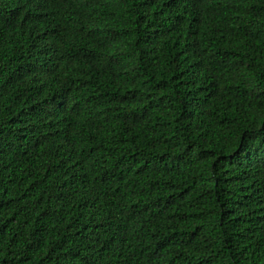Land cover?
I'll return each mask as SVG.
<instances>
[{"label":"trees","instance_id":"16d2710c","mask_svg":"<svg viewBox=\"0 0 264 264\" xmlns=\"http://www.w3.org/2000/svg\"><path fill=\"white\" fill-rule=\"evenodd\" d=\"M0 264H264V0H0Z\"/></svg>","mask_w":264,"mask_h":264},{"label":"bare ground","instance_id":"6f19581e","mask_svg":"<svg viewBox=\"0 0 264 264\" xmlns=\"http://www.w3.org/2000/svg\"><path fill=\"white\" fill-rule=\"evenodd\" d=\"M133 12V11H132ZM125 19V18H124ZM108 21V20H107ZM100 25V24H99ZM159 25V24H158ZM103 34V33H102ZM5 43V42H4Z\"/></svg>","mask_w":264,"mask_h":264}]
</instances>
